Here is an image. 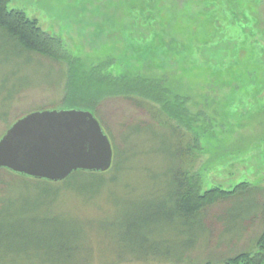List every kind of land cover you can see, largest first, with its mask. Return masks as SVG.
I'll return each instance as SVG.
<instances>
[{"label": "rangeland", "instance_id": "374dc122", "mask_svg": "<svg viewBox=\"0 0 264 264\" xmlns=\"http://www.w3.org/2000/svg\"><path fill=\"white\" fill-rule=\"evenodd\" d=\"M9 8L61 41L68 58L0 55V115L18 91L0 119V139L33 112L89 110L65 103L75 65L100 69L93 87L104 94L93 103L133 98L97 104L116 149L129 147L130 170L94 200L81 185L33 188L0 170V264H223L256 251L264 231V0H11ZM144 77L163 81L165 91L129 90ZM173 132L182 149L199 140L201 151L180 164L199 174L202 193L249 184L257 211L229 229L228 211L241 199L218 201L203 210L206 234L185 261H139L124 246L123 223L148 218L172 188Z\"/></svg>", "mask_w": 264, "mask_h": 264}, {"label": "trees", "instance_id": "16d2710c", "mask_svg": "<svg viewBox=\"0 0 264 264\" xmlns=\"http://www.w3.org/2000/svg\"><path fill=\"white\" fill-rule=\"evenodd\" d=\"M10 1L11 0H0V39L2 40V44H0V55H13L17 58H24L29 62H31L30 58L25 56L29 53H38L54 58L57 61H62L61 59L63 57L66 58L67 56L65 55L61 41L55 40L48 35L39 26V23L29 18L24 11L10 9ZM81 67L82 66L79 67V65H75V82L74 88L72 89L74 91H69V93H67V98L65 99L67 107L74 105L85 106L89 108L87 111L92 112L96 116L97 104L109 96H119L128 99L133 98L131 96H126L128 94L104 95L100 102L94 101L93 103L96 93L99 96L102 93L101 90L95 89V85L93 87V82L97 80L96 74H99L98 71H100V69L97 68L90 72L81 73ZM131 83L134 88L129 90H143L145 92L149 90L148 92H150L151 95L154 93L157 94L159 90L162 92L165 91L164 82L160 80H151L150 78L144 77L133 79ZM7 85L9 84H4L3 86L5 90L24 89L17 86H12V89H10ZM90 89H94L92 93ZM17 93L18 91L13 95H9L7 99L4 100L6 108H8L3 113V116L0 115V119L7 117V111ZM164 105L171 109V103L169 101L166 100ZM101 125L103 126L102 122ZM104 131L110 138L114 150V164L110 171L106 173L76 172L61 183H51L45 180H35L20 175L18 176L36 182L37 186L33 188L63 185L67 189H73V187H75L74 185H81L79 187L81 189H78L80 190L78 192L87 196L89 200H94L104 188L118 184L120 182V174L124 170H130L128 168V163L130 162L129 147L120 154L114 145L112 136L105 128ZM139 131L140 129L138 128L136 132L139 133ZM175 132L172 133V146L174 145L176 150L172 154V158L176 169L173 171L170 184L172 188L164 197L165 200L163 204H158L156 208L150 210L148 218L137 215L134 218H128L126 222L123 223L124 246L126 249H129L130 252L132 251L136 256L133 258L139 261H149L148 259L150 258H156L160 261L170 263L174 261L178 263L185 261L187 256L197 248L204 234H206L207 228L202 215L203 210L208 206L216 204L218 201L228 200L234 197H239L241 199L237 205H233L228 211L229 217L227 219V225L229 229L235 228L237 223L242 222L241 224H243L247 220V217H251L252 214L257 211L255 201L249 198L251 189L249 188V184H241L231 191L214 187L202 193L199 174L195 171L191 173L180 164V161L185 159L186 155L188 157L190 155L195 156L197 151H201L199 140L198 138L195 140L192 137V143H188L187 147L182 149V147L178 146L179 143L175 139ZM127 154L129 156H126ZM119 155L122 156L120 162L118 160L120 157ZM125 164H127V168L124 169ZM119 166H122L123 170ZM109 174L110 176L108 177ZM23 183L26 184L25 182ZM20 187L24 186L20 185L13 189H20ZM31 189L30 186L25 189L28 191L27 194L31 195ZM55 190H57V192L52 196V204L59 199L61 194V189ZM44 195H51V193L45 192ZM244 205L248 207H244ZM251 209H254V213L250 212ZM187 237L190 238L189 242L184 245ZM130 240L133 244H129ZM139 240H141V244L138 242ZM223 264H264V231L257 243L255 252L240 254L227 260Z\"/></svg>", "mask_w": 264, "mask_h": 264}, {"label": "water", "instance_id": "95a60500", "mask_svg": "<svg viewBox=\"0 0 264 264\" xmlns=\"http://www.w3.org/2000/svg\"><path fill=\"white\" fill-rule=\"evenodd\" d=\"M114 150L99 119L85 110H47L17 120L0 139V170L51 183L76 172L106 173Z\"/></svg>", "mask_w": 264, "mask_h": 264}]
</instances>
